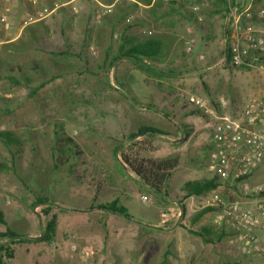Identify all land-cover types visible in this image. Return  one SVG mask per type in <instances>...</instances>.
<instances>
[{"label":"rangeland","instance_id":"rangeland-1","mask_svg":"<svg viewBox=\"0 0 264 264\" xmlns=\"http://www.w3.org/2000/svg\"><path fill=\"white\" fill-rule=\"evenodd\" d=\"M123 1L135 0H118L110 11L93 5L94 0H0V133H12L20 142L16 147L11 144L13 153L0 142V165H4L0 169V211L26 215L18 223L7 219V227L21 237L34 232L37 236L41 223L45 224L51 216L43 214L44 206L31 209L37 196L50 200L53 214L95 211L94 224L108 217L96 206L117 200L133 220L111 216L108 223L113 224L119 236L110 242L109 238L105 240L112 246L101 258L104 264L135 263L141 236L144 240L146 235L137 224L154 223L162 215L166 221L160 228L148 231L154 251L149 253L146 264H188V256L182 250L181 254L176 253L174 247L176 241L193 240L184 215L205 207L221 211V202L236 199L252 206L256 200V176L241 183L217 181L215 190L195 197L190 207L189 201L184 202L179 194L184 182L211 179L207 163L213 121L191 108L186 99L190 94L196 95L215 112L233 115L252 98L264 95L246 93L243 105L235 96L248 80V71L264 82V64L235 69L225 63L222 30L226 21L220 1L183 0L170 11L169 2L161 0L150 19L143 5L138 4L116 24L114 5ZM253 2L256 6L250 12L263 23H252L256 29L252 28L264 31V0ZM244 8L239 7L241 11ZM152 18L161 19V23L154 25ZM100 21L112 26H102ZM123 27L142 40L160 33L164 52L153 66L163 64L164 76L157 82L156 74L138 70L136 76L144 74L148 79L142 82L133 76L126 80V63L116 65L110 81V70L103 58L109 60L113 51L105 57L99 55L100 47L92 35L106 33L110 43L117 45ZM190 38L195 44L188 54L184 46ZM70 50L80 55L51 54ZM220 99H224L225 107H221ZM141 125L165 134L130 141L128 135ZM57 137L70 138L76 146L73 151L78 154L73 152L66 164L55 168L51 149ZM124 159L132 164L138 159L173 163L169 177L155 191ZM178 211L183 215L180 220L174 216ZM33 225L37 227L35 231ZM103 230L108 232L106 226H102ZM85 237L92 240L98 235L86 228L83 240ZM89 259L90 256L87 263ZM22 262L21 258L19 263Z\"/></svg>","mask_w":264,"mask_h":264},{"label":"crops","instance_id":"crops-1","mask_svg":"<svg viewBox=\"0 0 264 264\" xmlns=\"http://www.w3.org/2000/svg\"><path fill=\"white\" fill-rule=\"evenodd\" d=\"M117 1L118 0H115L114 3ZM215 1L216 2L220 1L221 4H223L222 6L224 7L225 0L224 2L223 0H215ZM232 1L233 3H235V5H238L239 7L245 6L246 8L244 9L250 10L251 8H254L256 6L253 0L250 1L248 0V2L245 0H232ZM244 1L247 3V5L245 4ZM94 2L95 4L93 5H98L101 7L113 6V3L107 5L108 3H106V0H94ZM154 2L155 0H152L150 4L143 5L142 8L148 10L153 5ZM85 3L87 4L88 2L85 1ZM88 4H92V3H88ZM221 13L223 15V11ZM253 17L254 19H256L255 15H253ZM153 20L158 25L161 23V19L153 18ZM252 22H254L253 19ZM98 23L102 24V26H104L105 23L112 26L110 23L104 21L103 22L100 21ZM255 25L252 27H255L256 29ZM225 32H226V23H224V27L222 30V35L224 37L223 40H225V44H226ZM93 34H94L92 35V37L94 38L93 40H95L98 47H100L98 49L99 51L98 54L105 57V55L109 51H113L112 56H114L115 53L117 52V45L110 43V39H109L110 36L106 33H101V32H97V34L96 33ZM83 36L84 34H82V37ZM154 37L160 39L161 35L160 33H157ZM163 52L164 51L162 49L161 57L163 56ZM224 55H225V49L223 51V57H225ZM157 61L155 62L157 63ZM103 62L108 66V69L110 70L109 72L110 81L112 80L111 79L112 71L119 63H126L128 65V68L126 70L128 74H125L126 80H129L133 78V76H136L137 69L131 64V62L127 60H122L118 63H115L113 66H109L110 59L105 60V58H103ZM143 62L147 65H151L150 74L157 75L158 77V78L156 77L157 79L152 78L155 79L156 82L158 81V79L160 80V77L164 76L163 64L161 65L159 64L158 67L155 68L153 66L154 62L150 63V61L147 60H144ZM249 73L252 72L250 71L247 72V76L249 78L243 83V87L237 89L235 92L236 101L241 105L244 104V97L246 93H250V92L254 93L255 91L256 94H261L262 92H264L263 78L262 77L256 78V74H249ZM241 74H242L241 72L238 73L239 76H241ZM136 78L142 82L148 79L147 75L144 74L137 75ZM139 138H144V136L136 137L135 139L137 140ZM255 176H256V189L258 187H262L264 191V162L256 169V171H254V173L250 177H248L247 179L241 182L248 181L249 179H252ZM179 194L183 195L182 192H179ZM263 197H264V192L256 194V200ZM194 198L195 196L184 198V202L189 201V207H190L191 204L193 203ZM197 210L199 209H194L192 211H189L188 214L186 213L184 215V219L187 218L189 221L188 232L192 234L190 231L203 232L205 229H208L211 230L212 234L209 237H205L206 239L210 238V240L208 239L206 241H204V239L201 236L192 234V236L190 237H192L193 240L185 239L187 243H182L181 240L175 242L174 247L176 253L178 252L179 254H181V252L183 251V253L186 256H188V262H189L188 264H249V262L253 260L241 255L240 252L237 250V247L231 243L233 234L231 232V229L224 222L220 221L219 219L220 211L208 212L197 220L196 215L200 211ZM18 212L20 211H0L4 219V224H0V226L2 227L4 226L6 228L7 219L18 223V220L26 217V215L21 216L22 213L18 214ZM34 212L36 213V211H33V213ZM55 212H56L54 214L55 231L51 239L48 242L41 241L40 234L36 236V232H34V234H29L25 236L26 238L31 239V241L10 244L9 246L11 248V258L8 260L9 263L7 264H20L19 260L21 258L23 260L21 264H104L105 261L102 262L101 258L103 256L105 257V255L108 253L107 249L109 246V243L107 242L105 243V240L109 238L108 240L110 242L111 240L119 236L118 231H116V228L113 227V224L109 225L108 222L110 219H112L111 216L114 217H118V216L108 214L106 213V211H100V213L107 214L108 216L107 220L99 216V219L101 218V223H100L101 225H100L98 224L99 223L98 221L96 224H94L95 218L93 212L95 211H55ZM50 214L53 215V211H50ZM209 214H211L210 218H209ZM86 215H88V217ZM143 215L145 216V214ZM162 216H157L154 223L141 221V225H138L137 221L134 220L135 222L134 224L135 225L137 224V227H140L141 231H144L146 235L144 237V240L143 237L141 236L142 242L140 245V253L138 255L139 259L133 264H146L149 253H152L154 251L153 244L150 243L148 240L149 238L148 231L149 230L154 231L160 228L161 224L166 221L164 219H161L163 218ZM174 216L176 219L179 220L180 218H183L181 211L176 212ZM28 219L30 220L29 216ZM86 220H88L87 224H86ZM173 222L176 224V221ZM38 224H39V220H38ZM102 226H106V228H108L107 230L108 232H105L104 230L103 232H101ZM39 228H40V224H39ZM86 228H88L90 231L97 232L98 238L87 240L85 237L83 240L84 232ZM36 229L37 227H34L33 231H35ZM3 231H5V229L0 228V232ZM258 236L260 239L261 246L264 247V231H260L258 233ZM111 246L112 244L109 246V249L111 248ZM164 253L165 251L162 252L161 257L164 255ZM89 256L91 257V259H89L90 261L87 263L86 259H88ZM93 258L95 259L93 260ZM159 262H163V261H159ZM155 264H159L158 261Z\"/></svg>","mask_w":264,"mask_h":264},{"label":"built area","instance_id":"built-area-1","mask_svg":"<svg viewBox=\"0 0 264 264\" xmlns=\"http://www.w3.org/2000/svg\"><path fill=\"white\" fill-rule=\"evenodd\" d=\"M110 8L106 9L110 11ZM193 10L197 12L198 8ZM224 13L228 65L235 69L256 68L255 61L264 54V31L253 29V14L249 9L241 11L232 0H225ZM258 16L263 17V13ZM194 44L193 38L187 39L184 51L191 53ZM187 103L213 120L207 163L211 178L233 184L250 177L264 162V95L252 98L233 115L215 112L206 100L196 95L188 96ZM219 103L225 107L224 99ZM263 192L262 187L256 189V194ZM220 204L219 219L231 229V243L241 255L253 259L249 264H264V247L258 236L264 231V197L255 200L252 206L237 199Z\"/></svg>","mask_w":264,"mask_h":264},{"label":"trees","instance_id":"trees-1","mask_svg":"<svg viewBox=\"0 0 264 264\" xmlns=\"http://www.w3.org/2000/svg\"><path fill=\"white\" fill-rule=\"evenodd\" d=\"M115 0H106L107 5H110L114 3ZM161 0H155L153 5L148 9L145 10L147 13L146 17L149 18V15H152L153 12L156 10L157 6L161 4ZM183 1V0H181ZM181 1H167L169 2V9L170 11L175 10L177 5V2ZM152 2V0H135L134 3H126V1L115 4V23L118 24L120 21L124 19V17L129 14L133 9L138 7V4L142 5H148ZM224 2V0H223ZM123 4V5H121ZM225 10V5H224ZM150 19V18H149ZM159 19V18H156ZM109 20V19H108ZM152 21L154 22L153 18ZM253 23L259 24L263 23L262 20L254 19L253 17ZM141 23H145L147 21H140ZM157 22V21H156ZM154 25L156 23L154 22ZM128 29H131L130 26H127ZM84 40V38L82 39ZM117 42V52L114 56L110 57L109 66H113L115 63H118L122 60H127L131 62V64L140 72H143L145 74L151 73V65L145 64L143 61L147 60L150 61V63L157 61L161 57V50H162V43L161 40L155 38V37H149L147 39H138L135 35L130 34L129 30L126 28H122L121 32L119 33V38L116 41ZM68 49L71 47L68 45ZM227 44H225V63L228 64L229 56L226 53ZM69 52L65 53V51L60 52H51L52 55L55 56H64V54H73L74 56L80 55V53L75 52ZM107 55V54H106ZM255 64L262 65L264 64V54L258 58L257 61H255ZM14 79H10V81H13ZM56 133V132H55ZM155 134H165L162 131L155 129L153 127L149 126H139L137 131L134 133H130L128 135V139L131 141L135 139L136 137L141 136H153ZM0 142L5 146L7 150H9L11 153L15 151H11V144L19 145V141H17L12 133H0ZM76 148L75 144L70 138H63V137H57L55 139V142L52 145V158L54 160V166L55 168H58L60 166H63L67 163L68 158L71 156V154H78V152L73 151V149ZM16 151H20L16 150ZM115 154L118 151V147L114 149ZM124 162L131 166L132 170L135 172V174L140 177L146 185L152 187L155 191H159V187L166 181V179L170 175L171 166L173 162H170L169 160L166 161H153L148 159H138L134 160V163H128L126 159H124ZM0 169H4V165H0ZM218 183L215 179H203V180H194V181H188L185 182L181 187V192L183 193V198H187L190 196H202L206 193H209L213 190H215L218 187ZM37 206H44V210L42 211L44 215L48 216L50 215L51 211V203L50 200L43 196H37L35 200L31 204V209L36 208ZM96 208L102 209L106 211L108 214L116 215L126 221H131L133 219V216L129 214L127 209L120 205L117 200H113L107 204L104 205H97ZM90 210H93L92 207H90ZM218 208L215 207H205L201 209L197 215V220L201 218L203 215H205L208 212L212 211H218ZM0 224H4V219L2 214L0 213ZM55 231V216L54 214L50 216V219L45 223H41V233H40V240L44 242H48L51 237L53 236ZM192 234H196L198 236H201L204 241L210 240V238L206 239L205 237H209L212 232L211 230L205 229L203 232H193L190 231ZM31 241V239H28L26 237H21L18 234H16L14 231L9 229L8 227L5 228V231L0 232V264H6V259L11 258V248L10 244H16L21 242H28Z\"/></svg>","mask_w":264,"mask_h":264}]
</instances>
